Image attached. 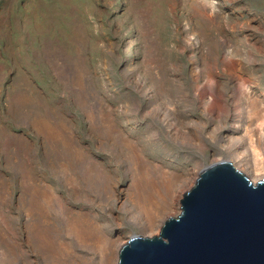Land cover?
Segmentation results:
<instances>
[{
	"label": "rangeland",
	"instance_id": "rangeland-1",
	"mask_svg": "<svg viewBox=\"0 0 264 264\" xmlns=\"http://www.w3.org/2000/svg\"><path fill=\"white\" fill-rule=\"evenodd\" d=\"M263 46L264 0H0V228L9 243L45 263L27 239L37 189L52 198L49 225L85 213L116 241L118 264L131 236H158L180 214L206 166L230 161L258 182L236 156L264 165V113L250 118L252 99L264 108ZM245 132L262 146H233ZM135 150L183 174L151 231L120 214L134 207ZM8 255L0 235L1 262Z\"/></svg>",
	"mask_w": 264,
	"mask_h": 264
},
{
	"label": "water",
	"instance_id": "water-1",
	"mask_svg": "<svg viewBox=\"0 0 264 264\" xmlns=\"http://www.w3.org/2000/svg\"><path fill=\"white\" fill-rule=\"evenodd\" d=\"M118 264H264V179L230 161L203 168L160 234H134Z\"/></svg>",
	"mask_w": 264,
	"mask_h": 264
},
{
	"label": "bare ground",
	"instance_id": "bare-ground-1",
	"mask_svg": "<svg viewBox=\"0 0 264 264\" xmlns=\"http://www.w3.org/2000/svg\"><path fill=\"white\" fill-rule=\"evenodd\" d=\"M257 54L264 58V48L259 50ZM255 57L257 58V56ZM247 63L249 66H253V62L248 61ZM240 64L241 63H239V65ZM216 69L220 68L217 67ZM210 107H213V104L210 105ZM250 107V118H252L253 121L258 120L263 116L264 108L259 100L252 99L250 101ZM214 110L215 109L213 108L211 113H214ZM229 114V109H227V111L224 110L221 113V116L219 115L221 121L224 122L225 118H227L226 116ZM219 129L223 128L220 127ZM245 133L246 135H244L240 141L234 142L233 146H246L247 143L250 144L252 149L262 146L263 141L260 134L254 133V135H250L247 132ZM135 155H137L138 158L137 173L133 177L134 180L131 189L128 190V193L126 194V197L130 199V202L133 203L134 207L127 210V207L124 206L123 210H120V214L122 216H126V214L128 216L129 214L132 218L137 219L138 227L141 231H151L155 229L158 219H161L164 212L173 208L175 205V196L179 191V181H181L180 179L183 174L176 170H162L158 165L153 164L152 161L145 158V156H142L141 153H138L137 150H135ZM236 157L240 159V163L242 162L243 166L245 164L246 166L249 165L252 167V171L255 175L261 176L259 177V180L263 178L264 165L260 163L259 160L257 161V158L254 157L248 159L247 155L244 154L243 156L241 152L239 156ZM95 178L93 188L97 191H105L107 188L106 180L103 181ZM122 197H124V192L118 190L117 199L121 200ZM51 200V197L41 194L35 189L33 193H31L29 205L27 207L29 216H34V214L39 215V217L33 221V230L27 239H29L38 249H43V254L45 256L44 264H96V258L93 256L94 254H100V260L103 264L116 263V241L111 235L103 233V231L99 229L98 223L85 213L79 212L66 217L58 216L56 218L57 225H49ZM59 207L64 209V211H62L64 214L65 207L60 204ZM138 212L142 214V222L139 221L140 219H138V215H136L139 214ZM0 231L1 239L10 253V256L8 255L3 262H1L2 259H0V264H30L25 252H23L19 246H14L9 243L8 229L2 231L0 228ZM67 236H71V240L70 238H67ZM90 251L92 252L90 253Z\"/></svg>",
	"mask_w": 264,
	"mask_h": 264
}]
</instances>
